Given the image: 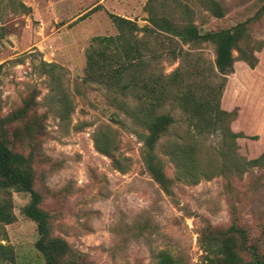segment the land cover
<instances>
[{"label":"rangeland","instance_id":"1","mask_svg":"<svg viewBox=\"0 0 264 264\" xmlns=\"http://www.w3.org/2000/svg\"><path fill=\"white\" fill-rule=\"evenodd\" d=\"M216 1L222 18L199 0H180L165 13L202 33L246 25L244 53L234 51L226 75L215 67L211 44L183 46L176 59L171 50L180 44L170 37L135 33L148 44L147 77L167 81L178 68L184 73L159 110L175 120L157 147L173 180L169 194L144 164L146 131L115 101L135 113L139 90L123 97L84 81L92 39L118 35L110 15L150 26L148 0H0V134L14 152L32 156L51 236L64 240L83 264H156L161 252L176 264H205L203 236L233 225L264 257V163H254L264 154V0ZM43 63L56 71L47 73ZM26 101L32 102L26 118L6 122ZM97 137L113 157L97 148ZM175 141L195 145L204 174L198 183L178 180L164 154V144ZM4 198L12 200L16 220L1 225L0 243L13 247L15 264H46L36 247L37 225L22 211L29 195L13 189L0 194ZM240 254L251 260L250 253Z\"/></svg>","mask_w":264,"mask_h":264},{"label":"trees","instance_id":"2","mask_svg":"<svg viewBox=\"0 0 264 264\" xmlns=\"http://www.w3.org/2000/svg\"><path fill=\"white\" fill-rule=\"evenodd\" d=\"M199 1L215 17L224 16L218 1ZM175 2L177 6L182 4L180 0H148L145 9L150 26L144 28H140L135 21L111 14L118 35L98 36L92 39V44L86 53L84 78L86 83L98 84L123 97L139 90L137 97L140 109L135 113L131 112L124 100L119 101L115 98V101L146 131V135L142 136L144 164L153 179L169 194L173 180L165 173L164 164L157 154V147L169 134L175 125V120L172 115L159 110L164 107L168 87L177 86L183 79L184 73L178 68L167 77V81L147 77L145 52L148 50V44L145 40L137 39L135 33L144 31L148 37L156 34L170 37L172 42L180 44L179 48L171 50L176 59L184 54L183 46L211 44L215 48V67L223 75L230 73L234 68V51L244 53L241 42L247 37L245 24L231 29L202 33L191 21L176 22L173 20L174 17L165 13L167 6ZM183 7L184 13L189 15L190 7ZM43 65L48 67L46 72L49 74L57 69L55 65L46 63ZM31 105V101H26L23 108L6 117L5 121L8 123L22 121L26 118ZM192 112L194 117L203 119L198 109L193 108ZM232 137L237 139L243 136L234 134ZM96 143L103 154L113 157L109 145L107 146L99 137L96 138ZM164 154L175 165L179 181L198 183L204 175L197 168V150L192 143L169 142L164 144ZM32 160V156L14 152L9 146L6 134H0V194L10 193L15 189L17 192L29 195L30 200L22 211L37 225L39 238L36 247L43 254L46 264H83L64 240L51 236L50 215L41 208L42 197L34 187ZM260 162L264 163V154L254 163ZM15 220L12 200L9 198L0 200V230L1 225H10ZM236 236L241 239L240 244L237 243ZM202 244L206 253L205 264H264V257L258 254L255 248L250 250L247 247L248 239L245 231L235 225L225 232L209 230L203 236ZM240 251L250 253L251 260L246 262ZM156 259V264H176L174 258L166 252H161ZM15 263L16 255L13 247L0 243V264Z\"/></svg>","mask_w":264,"mask_h":264}]
</instances>
